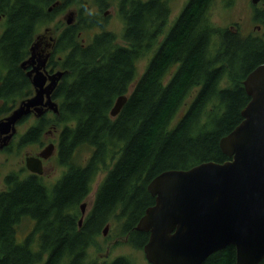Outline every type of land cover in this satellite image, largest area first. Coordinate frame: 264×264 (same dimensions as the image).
<instances>
[{
  "label": "trees",
  "instance_id": "16d2710c",
  "mask_svg": "<svg viewBox=\"0 0 264 264\" xmlns=\"http://www.w3.org/2000/svg\"><path fill=\"white\" fill-rule=\"evenodd\" d=\"M212 1L191 0L167 30V0H121L124 44L106 28L86 42L84 31L96 25L92 16L81 14L63 28L52 58L62 57L60 65L67 73L56 91L59 113L51 122L63 126L58 159L67 171L52 193L40 176L12 172L6 177L14 186L0 192V264H38L49 243L55 252L43 264H86L87 248L111 220L121 222L120 236L143 250L149 233L136 226L155 203L149 182L166 170L229 159L220 139L243 120L242 110L250 101L244 80L264 63V7L254 18L262 31L257 27L244 33L215 25L209 15ZM82 2L0 0V13L5 14L0 25V118L33 93L20 64L29 56L38 29ZM150 52L140 74L138 62ZM194 90L189 107L176 119ZM124 94L128 101L112 118L110 110ZM43 128V122L33 127L22 141L41 140ZM83 150L89 156L80 164L75 160ZM104 168L106 176L76 245L74 234H66L73 227L61 228L62 210L76 209ZM26 217L37 222L32 235L20 242L16 229ZM36 233L38 239L33 238ZM105 264L136 263L122 255ZM203 264H236V248L228 246Z\"/></svg>",
  "mask_w": 264,
  "mask_h": 264
},
{
  "label": "water",
  "instance_id": "95a60500",
  "mask_svg": "<svg viewBox=\"0 0 264 264\" xmlns=\"http://www.w3.org/2000/svg\"><path fill=\"white\" fill-rule=\"evenodd\" d=\"M4 17L0 13V25ZM66 21L74 23V11L68 12ZM49 31L46 28L37 35L29 56L20 64L35 93L0 119V149L9 146L18 124L32 112L37 117L48 111L59 113L53 94L67 71L50 74L46 69L55 43ZM244 87L250 101L242 110L243 120L220 139V148L229 159L166 170L149 182L147 189L155 203L146 209L136 230L149 233L143 250L150 264H203L228 246L236 248V264L264 260V63L247 75ZM127 101V94L116 99L112 118ZM55 148L51 142L38 156L28 155L27 169L42 175L43 159L52 156ZM81 207L85 213L86 203Z\"/></svg>",
  "mask_w": 264,
  "mask_h": 264
},
{
  "label": "rangeland",
  "instance_id": "374dc122",
  "mask_svg": "<svg viewBox=\"0 0 264 264\" xmlns=\"http://www.w3.org/2000/svg\"><path fill=\"white\" fill-rule=\"evenodd\" d=\"M181 0H174V5L172 8H175ZM83 4L78 5L75 4L73 6L67 7L66 10L62 13H58L54 16L51 22H48L45 25H42L38 29V34L44 33L46 28H49L50 31H53V35L59 36L62 32L63 28L69 26L66 21V17L68 12L74 11L75 12V21L77 22L79 15L83 14L84 17L92 16L95 18L96 22L97 19L99 23L105 22L106 30H111L117 34L118 43L124 44L123 41V30H124V21L119 14V0H110L109 5L104 8V11L107 12L106 15L100 11L97 6L96 0H83ZM227 7L226 8V5ZM176 10H173V14ZM255 9L252 5L251 0H216L213 8L209 11L210 19L212 22L220 27H230L231 25L236 24L239 29L242 30L244 33H249L252 31H258L257 25L255 21ZM174 15L171 14V19ZM97 24V23H96ZM98 25V24H97ZM97 25H95L91 30L84 31V38L86 42L91 41L93 35L96 32H99ZM100 25V24H99ZM97 27V28H96ZM3 28H0V33ZM55 30V31H54ZM168 30V29H167ZM262 31V30H259ZM55 36V38H56ZM163 38V37H162ZM161 38V39H162ZM153 53L150 52L148 55L144 56L138 62V70L139 73H143L145 70L149 59L152 57ZM196 90L192 91L185 100L184 105L182 106L179 114L177 115L176 119L181 117L183 112L189 107ZM51 119L52 115H51ZM23 125L19 128L20 130L23 129ZM63 126L57 127L52 129V134L46 135L43 138V144L40 141L33 142L21 150L18 148H14L13 151H9L3 153L0 151V185L5 183V178L11 172H16L20 175V177H25L27 174L26 171V153H35L40 152L45 146L48 145V142L54 141L58 142L59 138L57 137L59 131L62 129ZM89 156V151L83 150V154L76 157V162L80 164H85L87 157ZM64 171V167L59 163L57 159V151H54L53 155L49 159V162L45 165V174L43 175L44 183L50 184L54 183L62 174L61 172ZM107 173V169L104 168L99 171L98 175L96 176L95 181L92 184V190L86 202H88V210L91 209L93 205V200L99 185L101 184L102 180L105 178ZM56 179V180H55ZM1 187V186H0ZM84 201V203H86ZM87 207V206H86ZM87 209V208H86ZM80 211V207L78 211ZM22 230L28 228V226H21ZM108 227L107 233H104L105 228ZM121 222H117L116 220H111L106 223L100 230L99 234L95 236L94 241L90 244L87 248V263L86 264H105L113 261L118 256H127L136 264H150L146 259L145 253L142 249H139L132 244H129L126 241V238L120 236L121 234ZM37 248V247H35ZM47 256L44 255L42 262L38 264H43L46 260Z\"/></svg>",
  "mask_w": 264,
  "mask_h": 264
},
{
  "label": "flooded vegetation",
  "instance_id": "af4514ba",
  "mask_svg": "<svg viewBox=\"0 0 264 264\" xmlns=\"http://www.w3.org/2000/svg\"><path fill=\"white\" fill-rule=\"evenodd\" d=\"M109 1L110 0H96L97 6L100 9V11L103 13V15H106L107 14V12L104 11V8H106L109 5ZM120 1L121 0H119L118 9H119V6H120ZM167 1H168V4H169V8L171 9V14L174 15L172 19H171V17L169 18V21H168V23L166 25V29L169 30L175 24V22L180 17V15L182 14V12H184V10H186V8L188 7V5H189V3H190L191 0H181L175 8H172V6L174 5V2H173L174 0H167ZM215 1L216 0H213L212 3L210 4L209 11L213 8V5H214ZM252 5H253L255 11H257V10L262 9L264 7V1H261L258 4H253L252 3ZM225 6H226V8H228L227 7V4ZM173 10H176V12H174V14H173ZM96 23L98 24V25L96 24L97 27H98V29L105 28V22L103 24L102 23H99V21L97 19V22ZM257 26H258L259 30L262 29V26H260V25H257ZM229 28H231V30H237L238 29V26L236 24H234V25H231ZM101 29H100V31H101ZM53 33H54L53 31H49L47 33L48 37L55 38L56 35L54 36ZM56 38H58V36H56ZM56 38H55V43H54L53 47L50 49V57H49V60H48L47 65H46V69L48 70V72L50 74H53V73H55L58 70H65L60 65V62L62 61V57H58L57 59L56 58H52L53 49H54V47L56 45V42H57ZM52 62H54L53 65L51 64ZM25 73H26V71H25ZM48 83H49V81H48ZM61 83H63V78L60 80V82H59V84H58V86H57V88H56V90H55V92L53 94L54 100H56L58 103H59V101L55 98V95H56V91H57V89H58V87H59V85ZM32 87H33V85H32ZM34 93H35V90H34V87H33V93L31 94V96ZM59 106H60V104H59ZM9 114H7V115H9ZM7 115H4L3 117H5ZM51 115H52V118H53L54 115H57V114L53 113L52 111H48L44 116L37 117V114L35 112H32L27 118L23 119L18 124V132L13 137V139H12L11 143L9 144V146L0 149V151L3 152V153H6V152H9V151H13L14 148H18V150H21L25 146L33 143V142H26V143H24L22 141V137L25 136L29 132L30 129H32L35 126H38L42 122L44 123V128H43V133H42L43 134V137L39 141L41 142V144H43V138H44V136H46V135L48 136V135L52 134V131H53L52 129L59 127L54 122H51ZM3 117H1V118H3ZM21 125L24 126L22 130H20V128H19ZM60 134H61V130L59 131V133L57 135L58 138H60ZM51 142L54 143V141H51ZM51 142L49 141L48 144H50ZM54 144L56 145L55 151H57V159H58V155H59L58 154L59 153V140H58V142H55ZM40 152L26 153V157L28 155L29 156H38ZM50 158H51V156L48 159H43V169H44V171H45V165L49 162V159ZM58 161H59V159H58ZM63 167H64V171L61 172L62 175L60 177L56 178L57 180L55 179L56 181L54 183H50V184L44 183V185H43L51 193L53 191H55V188H56V185H57L58 181L61 180V178L64 176L65 172L67 171V167L66 166H63ZM25 169L27 171L26 176L27 175H36V176L43 177V175L45 174V172L42 175L33 173V172L29 171L27 169V167ZM5 180H6V178H5ZM0 186H1L0 187V192H2V191H6L8 188H12L14 185L13 184H8L7 182H5V183H3ZM48 196H50V194H48ZM86 199L84 200L85 202H86ZM94 200H95V197H94ZM94 200H93V202H94ZM84 201L82 203H80L78 205V207L76 209H74L73 211H71V210L66 211V209H63L62 210V217L60 219V221H61V228L63 227L62 229H66V227H67L66 225H71V227H73V230L74 231H71V230L69 231L68 230V232H66V234H69V235L74 234L72 236L74 237V241H75V244L76 245L78 244V242H77L78 239L77 238H79L81 236V234H82V226H83L84 222L86 221V218H87L89 212L92 209V206H91V209L88 210V202H86V206L87 207H85V213H83L81 206L84 203ZM79 207H80V211L77 212ZM36 222L37 221L33 217H26V218H24L20 222V224L18 225V227L16 229V231H17L16 237H17L18 241L25 242L32 235V233L35 230ZM56 224H58V223L55 221V225ZM23 225H24V227L25 226H28V228L26 227V229L22 230V227L21 226H23ZM39 237H40V234L39 233L33 234V238L34 239H38ZM48 238H49V236H48ZM50 246H51V244L49 243L48 249L44 253L45 256H48L49 254L55 252ZM36 247L37 248H35V250L38 249V246H36ZM63 250H65V249H63ZM70 252H72V250H69V253ZM65 264H67V263H65Z\"/></svg>",
  "mask_w": 264,
  "mask_h": 264
}]
</instances>
